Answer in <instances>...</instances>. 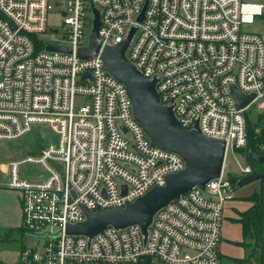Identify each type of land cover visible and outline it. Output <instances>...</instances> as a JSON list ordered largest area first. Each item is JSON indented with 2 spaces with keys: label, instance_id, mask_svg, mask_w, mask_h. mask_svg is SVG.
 Instances as JSON below:
<instances>
[{
  "label": "built area",
  "instance_id": "2783aa9c",
  "mask_svg": "<svg viewBox=\"0 0 264 264\" xmlns=\"http://www.w3.org/2000/svg\"><path fill=\"white\" fill-rule=\"evenodd\" d=\"M93 6L101 49L82 59ZM52 9L50 0H0V141L36 126L58 135L9 164L7 186L22 201V245L12 262L0 254V264H221L224 211L237 187L226 175L229 153L248 144L246 112L254 107L264 116V0H66L62 37L58 28L47 35ZM134 27L129 61L157 80L161 102L183 129L226 141L224 167L204 189L159 209L147 235L139 225H109L92 238L69 234L86 211L124 207L186 166L151 143L127 87L104 69V48ZM233 86L253 100L239 107ZM27 163L40 173H22ZM254 171L248 162L237 182Z\"/></svg>",
  "mask_w": 264,
  "mask_h": 264
},
{
  "label": "water",
  "instance_id": "95a60500",
  "mask_svg": "<svg viewBox=\"0 0 264 264\" xmlns=\"http://www.w3.org/2000/svg\"><path fill=\"white\" fill-rule=\"evenodd\" d=\"M93 25L89 45L79 51L82 59L96 56L101 49L99 37L100 13L93 6ZM144 14L139 17L141 21ZM136 31L132 28L128 37L120 44L104 48L102 58L104 69L127 87L133 104V114L144 127L153 145L179 154L185 161V168L169 174L164 186H154L146 194L124 207L110 210L86 211L87 220L69 225L67 232L75 235H87L90 238L112 225L122 229L130 225H139L147 235L155 213L162 207L190 191L194 187L205 188L214 178L220 177L226 152V141L204 135L198 127L185 130L177 120L173 107L164 105L159 97L157 80L147 79L133 65L127 55V49ZM48 51L70 52L68 47L49 45ZM239 107L247 106L254 94L245 95L236 86L232 87ZM126 131V130H125ZM248 157L264 165V155L250 151ZM256 180H264V171H254L237 182L241 188Z\"/></svg>",
  "mask_w": 264,
  "mask_h": 264
},
{
  "label": "rangeland",
  "instance_id": "374dc122",
  "mask_svg": "<svg viewBox=\"0 0 264 264\" xmlns=\"http://www.w3.org/2000/svg\"><path fill=\"white\" fill-rule=\"evenodd\" d=\"M50 1L53 5V9L49 13V31L47 35L50 34V28H58L60 30L58 36L62 37L64 34V25L61 12L66 0ZM62 43L67 44L68 42L62 41ZM83 102L84 100L77 98V103L83 104ZM246 114L249 121L253 125L258 124L263 115L261 111H257L254 107H251L246 112ZM37 130H40V132H35ZM44 133L46 134L45 140L42 142L39 140V136L42 138ZM56 141H58V135H56L47 126H36L31 132L20 138L0 141V188L4 187V185H6L9 180L8 168L10 162L20 161L27 156L36 153L39 146H48L51 143H55ZM261 147H264V143H258V148L261 149ZM247 164L248 160L244 153L240 151H230L227 160L226 175L232 177L241 175V167H244ZM40 168L41 167L37 164L28 163L21 166L22 173L30 171V175H33V177L40 173ZM257 169L262 170L263 168L257 165ZM33 171L35 173H32ZM262 187L263 183L261 180H256L241 188L236 187L235 196L236 200L238 202L240 201L239 207H244L246 205L245 202H247V199L250 200L251 197L256 198L258 195H260ZM230 202L227 203L225 210H227ZM258 227L261 228V225L259 224ZM222 236L223 237L219 244L221 264H261V248L254 246V244L252 247H250L238 242L241 239V226L235 222H232L231 219L227 218V215L224 217ZM26 242L34 243L31 238L26 239ZM21 245V232H19L17 229L10 231L9 229L0 227V254L4 255L8 262H12L14 260Z\"/></svg>",
  "mask_w": 264,
  "mask_h": 264
},
{
  "label": "trees",
  "instance_id": "16d2710c",
  "mask_svg": "<svg viewBox=\"0 0 264 264\" xmlns=\"http://www.w3.org/2000/svg\"><path fill=\"white\" fill-rule=\"evenodd\" d=\"M261 127V128H260ZM260 128V133L257 132V129ZM37 133L40 132V130L35 131ZM43 132V131H42ZM247 132H248V144L245 148L240 149V152L244 153L247 157L248 162H250L255 171L262 172L264 171V165L255 161L251 160L248 157V153L250 151L259 153L264 155V150L258 148V143H264V116L261 117L258 124L253 125L249 119L247 123ZM45 133L42 136H39V140L44 142L45 140ZM46 146V145H45ZM39 146L36 153L37 154L42 148L45 147ZM257 165L262 167V170L257 169ZM233 179L234 184L237 183L236 176L231 177ZM263 183V187L261 190L260 195H258L256 198L251 197L250 200L255 202L254 205L245 211L241 218L239 219V222L242 224L243 227V241L240 242L243 245H248L250 247L257 246L261 248L262 250V257H261V264H264V239H263V231H264V211H263V200H264V180H261ZM261 225V228L258 227V225Z\"/></svg>",
  "mask_w": 264,
  "mask_h": 264
},
{
  "label": "crops",
  "instance_id": "0c3cea01",
  "mask_svg": "<svg viewBox=\"0 0 264 264\" xmlns=\"http://www.w3.org/2000/svg\"><path fill=\"white\" fill-rule=\"evenodd\" d=\"M245 203L246 205L244 207H239L240 201L238 202L235 198L229 203V206L227 210H225L224 215V217L227 215V218L231 219L232 222H235L241 226V239L238 242H242L244 239L243 227L239 222V219L245 211H247L254 205V202L249 199H247V202ZM21 224L22 201L20 194L17 191L9 189L6 183L4 187L0 188V227L9 229L10 231H12L13 229H17L20 232Z\"/></svg>",
  "mask_w": 264,
  "mask_h": 264
}]
</instances>
